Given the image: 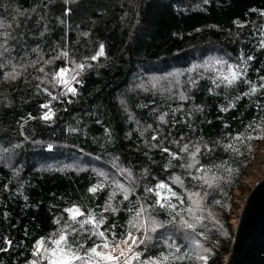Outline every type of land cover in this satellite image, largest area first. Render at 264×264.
<instances>
[{
  "label": "trees",
  "instance_id": "1",
  "mask_svg": "<svg viewBox=\"0 0 264 264\" xmlns=\"http://www.w3.org/2000/svg\"><path fill=\"white\" fill-rule=\"evenodd\" d=\"M216 55L232 83L141 86ZM262 136L264 0H0V264H40L61 235L87 258L128 233L130 264H198L182 225L197 190L221 220L189 231L224 264Z\"/></svg>",
  "mask_w": 264,
  "mask_h": 264
},
{
  "label": "rangeland",
  "instance_id": "2",
  "mask_svg": "<svg viewBox=\"0 0 264 264\" xmlns=\"http://www.w3.org/2000/svg\"><path fill=\"white\" fill-rule=\"evenodd\" d=\"M44 60V59H43ZM32 67V66H31ZM17 71L13 72L16 73ZM232 73H236L238 77V70L230 65V63L226 62L225 59L221 56H210L208 59H204L196 63L193 68L188 72H179L175 71L171 74H168L166 76H152L148 82L142 83V87L146 88L147 90H151L154 92H159L161 94L167 95L169 97H176L181 96L186 91L185 88L189 89L195 82L202 78L208 76L209 78H214L215 82H228V79L232 78ZM66 78L72 79L73 73H70L68 75L63 74L61 81H63ZM225 77H228V79H225ZM77 79L74 80H67L65 79L63 83L67 81V83H70L69 85L73 84ZM66 84V83H65ZM69 85L67 86L69 88ZM257 144H261V148L257 149L258 153L254 154V160L258 162V159L262 157L263 163H257L255 167V172L252 173L250 176H248L246 179L249 180V182H253V180H258V182L264 177V174L260 168V166H264V142H259ZM252 161V162H253ZM247 170V167H246ZM263 174V175H262ZM246 175V171H245ZM244 175V176H245ZM243 176V177H244ZM243 177L241 179L240 188H239V194H236L233 192V205L230 210V220L229 223L231 224L233 230L235 228L234 220L237 219V214L241 210L240 202H242L247 195L250 193L251 190V184L244 180V183L242 182ZM214 181L211 178V182ZM212 184V183H211ZM207 188H209V184L207 183ZM128 189L125 188V191ZM237 191V190H235ZM203 191L197 190L195 193H199V195H194L193 193L190 197V205H191V212H188L187 218L182 221V225L184 228L187 229V235L189 237V240L192 244V247L196 253L198 264H205V261L199 259L201 255H205L207 257L211 254V246L208 242L197 238L196 235L192 234L184 225V221H188L189 223L195 224L197 227H205V226H211L215 227L221 220V217L219 214H216V212L210 208L207 204L206 195L204 193H200ZM78 213L70 211L68 215L71 217L76 216ZM193 217H199L200 219H193ZM153 226V225H151ZM134 237H136L135 234H132ZM127 239V238H126ZM131 244V242H129ZM61 247H64V241H61ZM101 247L97 248V251H113L117 252L118 250L115 249V247H109L108 250H105L103 248V245H100ZM202 246V247H201ZM121 248H125L124 244H120ZM134 245H132V251L128 252L125 251V257L129 258V256L133 253ZM42 248V258L40 259V264H49V259L52 257V250L57 249V245L55 242H49L48 244H42L38 247V249ZM208 249L210 251L205 252L204 250ZM47 250V251H46ZM66 250V249H65ZM67 251V250H66ZM59 255V253H57ZM228 255V254H227ZM223 257V263L225 264L226 256ZM125 257L123 258V262ZM43 259L45 260V263L43 262ZM87 259V258H86ZM99 258H93L92 264H97V260ZM208 261V259H207ZM207 263V262H206ZM75 264H85V261H75ZM100 264H106V262L101 261Z\"/></svg>",
  "mask_w": 264,
  "mask_h": 264
},
{
  "label": "water",
  "instance_id": "3",
  "mask_svg": "<svg viewBox=\"0 0 264 264\" xmlns=\"http://www.w3.org/2000/svg\"><path fill=\"white\" fill-rule=\"evenodd\" d=\"M225 264H264V177L245 198Z\"/></svg>",
  "mask_w": 264,
  "mask_h": 264
},
{
  "label": "snow or ice",
  "instance_id": "4",
  "mask_svg": "<svg viewBox=\"0 0 264 264\" xmlns=\"http://www.w3.org/2000/svg\"><path fill=\"white\" fill-rule=\"evenodd\" d=\"M99 54H103V45L100 46V53ZM96 57H93V59H95ZM61 73L65 72V69H61L60 70ZM237 78V74L236 73H232V78L228 79V77H225V79H228L229 83H232L233 80H235ZM67 83V81L65 82ZM69 91L74 92L75 89L69 88ZM255 91V88H253V92ZM47 118V117H45ZM161 119H163V117H161ZM251 138V137H250ZM261 139H264V136L260 137ZM229 147H231V145H229ZM164 151H167V149H164ZM201 171H203V169H201ZM216 178L213 177L212 180H215ZM206 183L209 184V187L212 186L211 181L206 179L205 180ZM158 187L160 188H164L166 187L165 185L161 184ZM92 192L96 191V188L91 189ZM173 195H175V193H173ZM194 195H199V193H195ZM163 206V205H161ZM69 211L78 213L79 209H70ZM192 210L189 209V212H191ZM81 215H83L82 213H80ZM73 219H75V216H73ZM193 219H200L199 217H193ZM184 225L191 229L193 232L196 231V225L193 223H189L188 221H184ZM155 229L153 228V231ZM99 236L104 237V233L100 232ZM146 236V233H145ZM105 239H107L105 237ZM66 237L61 235L60 238L55 241L56 245H57V249L56 250H52V257L49 259V264H75V261H85V264H92V259L95 258H99L97 260V264H100L101 261L106 262V264H120L121 262V257H125V251L131 252L132 251V245H137V238L134 237L131 233H128V237L127 239H124L122 241H117L115 243V249H117V252H113V251H97V248L101 247L100 245H97L96 247H93L90 249V253L91 256L87 257V259L85 257H81L79 255H76L75 253H72L70 249H68L67 251L65 250L67 248V245H65L64 247H61V241H65ZM129 241H131V244H129ZM123 243L126 247L125 248H121L120 244ZM140 243H143V239L140 240ZM43 241L39 242V245H42ZM138 246V245H137ZM202 247V246H201ZM103 248L105 250L109 249V244L108 243H104L103 244ZM179 250V249H177ZM47 251V250H46ZM205 252H208L210 250L205 249ZM59 253V255L57 254ZM140 254L137 253L135 255V257H133L134 259H139ZM199 259L205 261V264L207 262L208 257L205 255H201L199 257ZM33 264H35V262H33ZM123 264H130V261L127 257H125ZM145 264H148V262H145ZM153 264H155V262H153Z\"/></svg>",
  "mask_w": 264,
  "mask_h": 264
},
{
  "label": "built area",
  "instance_id": "5",
  "mask_svg": "<svg viewBox=\"0 0 264 264\" xmlns=\"http://www.w3.org/2000/svg\"><path fill=\"white\" fill-rule=\"evenodd\" d=\"M46 115H51L52 114V110H51V107H47L46 108V111L45 113ZM261 144H256L255 147H254V154L258 153V150L257 149H260L261 148ZM256 160H254L250 165L247 166V170H246V175L243 177V180L242 182L244 183V180L250 176L252 173L255 172V167H256ZM236 194H239V189H237V191H234Z\"/></svg>",
  "mask_w": 264,
  "mask_h": 264
},
{
  "label": "bare ground",
  "instance_id": "6",
  "mask_svg": "<svg viewBox=\"0 0 264 264\" xmlns=\"http://www.w3.org/2000/svg\"><path fill=\"white\" fill-rule=\"evenodd\" d=\"M38 27V26H37ZM39 28V27H38ZM68 37V36H67ZM47 44V43H46ZM38 45V44H37ZM49 45V44H48ZM25 51V50H24ZM43 51V50H42ZM32 55V54H31ZM34 58V57H33ZM29 60V59H28ZM27 147V146H26ZM258 164L259 163H263V159H262V157H260L259 159H258V162H257ZM260 168H261V170H262V172H263V174H264V166L262 165V166H260ZM262 174V175H263ZM246 181L247 182H249V180L248 179H246ZM258 182V180H253V182H249L250 184H251V187H254L255 186V184ZM244 201H245V199L242 201V202H240V205H241V207L243 206V204H244ZM241 211V210H240ZM239 211V212H240ZM239 214V213H238ZM237 214V215H238ZM237 219H235L234 220V225H235V228L237 227V225H238V216L236 217ZM125 246V245H124Z\"/></svg>",
  "mask_w": 264,
  "mask_h": 264
}]
</instances>
